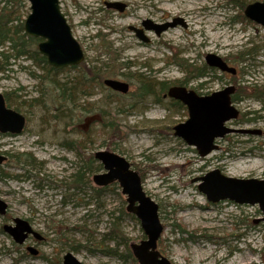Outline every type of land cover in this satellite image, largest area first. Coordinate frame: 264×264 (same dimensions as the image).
I'll list each match as a JSON object with an SVG mask.
<instances>
[{"label": "rangeland", "instance_id": "374dc122", "mask_svg": "<svg viewBox=\"0 0 264 264\" xmlns=\"http://www.w3.org/2000/svg\"><path fill=\"white\" fill-rule=\"evenodd\" d=\"M238 1L146 0L144 4L137 0H61L86 61L82 68L58 75L60 83L81 77L85 66L113 67L118 76L112 79L130 84L131 93L115 95L92 85L87 95L79 91L76 104L67 111L57 108L59 91L41 85L36 76L44 72L30 60H20L13 71L0 74V93L14 94L12 108L21 109L28 120L23 134H0V153L9 155V161L0 166L4 173L0 199L8 205L7 214L0 215V264H63L68 253L84 264H138L126 258L127 249L121 241L108 236L115 214L121 217L117 228L130 244L146 239L140 224L121 213L127 203L119 196V186L110 187L101 197L94 194L93 176L100 171L86 176L81 189L68 188L81 166L80 159L98 151L124 156L145 175V191L167 211L162 213L164 242L158 249L172 264H264V223H255L262 217L258 206L211 204L193 183L215 170L231 178L264 180V102L240 95L241 87L248 95L256 87L264 94V27L245 16L248 5L264 0ZM107 3L128 7L120 12L107 8ZM22 11L26 19L29 5ZM175 18H181L187 28L178 26L158 36L142 26L147 20L160 25ZM131 27L143 29L150 43H143ZM99 34L105 42L96 38ZM226 44L228 48H224ZM209 54L237 70L231 75L208 67L209 74L203 79L210 83V94L239 86L240 97L234 103L246 116L228 126L257 129L263 136H227L219 142V150L200 158L194 148L174 135V127L188 120L187 112L170 110L159 87L154 96L140 97L139 83L133 77L145 74L158 84L169 83V88L183 81L195 90L202 81L186 70L207 65ZM86 108L93 114L104 111L114 116L122 131L111 139L101 126L91 123L87 132L93 139L82 156V151H70L65 143L82 138L84 120L93 115H86ZM24 152L33 155L34 165L14 159ZM98 165L95 161L94 166ZM174 206L179 209L177 215ZM17 218L30 221L46 238L41 243L29 241L28 245L40 251L38 257L30 255L26 245L15 244L3 230ZM178 223L186 234L173 227Z\"/></svg>", "mask_w": 264, "mask_h": 264}, {"label": "water", "instance_id": "95a60500", "mask_svg": "<svg viewBox=\"0 0 264 264\" xmlns=\"http://www.w3.org/2000/svg\"><path fill=\"white\" fill-rule=\"evenodd\" d=\"M31 4V15L25 23V31L34 38L43 39L39 45L40 53L47 57L51 66L56 69L78 66L84 61V51L73 37L72 29L61 11L60 0H27ZM107 8L125 11V6L118 3H107ZM245 16L264 27V2H255L247 6ZM144 28L154 31L158 36L178 26L187 27L181 19H175L163 25L144 21ZM139 38L148 41L139 31ZM206 63L211 68L221 72L236 75V69L230 67L222 58L209 54ZM111 89L128 94L130 85L116 80L105 81ZM235 88L214 93L209 97H198L193 90L185 87H172L168 95L182 102L189 111V119L174 127V135L182 139L188 146L197 149L201 158H206L219 150L217 141L229 135L260 136L262 131L228 127V124L239 118L240 111L233 105L231 96ZM91 118L88 122L94 121ZM26 118L7 107L3 94H0V132L2 134H21L26 127ZM94 159L100 162L105 172L94 175L93 182L97 187L119 184L123 195L127 196V211L141 222L146 239L133 243L131 251L139 264H171L159 251V241L163 233V225L159 218V206L146 195L139 174L132 170L131 164L122 156L101 151L94 154ZM7 160L0 155V165ZM199 191L204 194L211 204L231 202L241 206H258L262 218L256 223H264V180L238 179L223 175L220 170L212 171L203 177L194 179ZM8 205L0 199V214L5 215ZM16 226H5L7 232L16 243L24 244L31 235L43 241L44 237L34 232L30 222L23 219L15 220ZM32 255L38 251L30 247ZM64 264H84L73 254L64 257Z\"/></svg>", "mask_w": 264, "mask_h": 264}, {"label": "trees", "instance_id": "16d2710c", "mask_svg": "<svg viewBox=\"0 0 264 264\" xmlns=\"http://www.w3.org/2000/svg\"><path fill=\"white\" fill-rule=\"evenodd\" d=\"M244 1H247V0H244ZM244 6L246 5L244 4ZM23 8L28 9V4L25 0H7V1L0 0V74L4 75L7 72L13 71V66H17L18 61L22 59H26V60L32 61L36 68L46 73L45 74L46 78L48 75H52V74L58 75L60 72L49 67L46 58L42 57L39 54L37 46L40 41L29 38L25 34L24 32V20H25L24 17L25 16L22 11ZM239 60H243V59L241 58ZM177 63L181 67L185 66L181 62H177ZM84 68L85 69L82 70L81 77L73 79L72 81H69L64 84H61L60 81L55 82V85L53 86V88L59 91V95L57 96L55 101H57L58 99H62L64 100L65 104L74 105L75 99L79 91H82L84 95H87L89 94L87 93V91L90 90V87L92 85L103 88V81L106 78H113L115 76H118L116 75L117 70L114 71L113 67L110 68V70H104L98 67H90L88 69L86 66ZM125 69H129V68H125ZM208 69H209L208 66L205 65L204 67L200 69L192 68L186 71L187 73L194 75V77L196 78H202L209 74ZM135 75L137 76V78H135ZM133 79L137 80V82L139 83V87H138L139 93L138 94L140 97H143V98L155 95V90L158 87L161 88V90L165 91L167 88H169V85H170L169 83L158 84L156 83V81H153L145 77V74L135 73ZM13 95L14 94H5L6 101L10 108H12L11 102L13 100ZM240 95L246 96V97H252L255 100L264 102V94L263 92H261V90L258 87H256L254 89V92L251 93L250 95L247 94L245 87H241ZM39 101L40 99L32 101V102H39ZM24 103L26 104L27 102H24ZM15 110L19 112L21 111V109L19 108ZM93 113H94L93 110L88 111V114H93ZM252 114L256 115V113H252ZM99 115L100 116L102 115L103 119H105L107 118L106 115H108V113L100 112ZM96 125H99V123H96ZM102 130L108 136V138L115 139L120 136L122 127L119 126L116 120L115 121L110 120L108 123L102 124ZM81 134H82V138L71 140L65 143V145L70 151L76 152L78 154L82 151V156H83L87 143L91 142L93 137L91 136L90 132L89 133L82 132ZM90 157L91 158L88 162L89 164L88 167L92 169L91 161L94 160V156H90ZM15 158L22 159L24 162L34 165L32 157L28 154H22L20 156L14 157V159ZM84 168L85 167L82 166V168L78 171V173L73 177V181L69 185L70 189H80L81 185L83 187L85 183V177H86L85 176L86 173L83 170ZM98 170H102L101 165H99ZM2 176H4V173L0 170V177ZM142 176L143 178L145 177V175H142ZM108 190H109L108 188H103V189L93 188V192L96 193L98 196L105 194ZM124 203L125 201L123 200V204ZM173 209L175 210V212L173 213L177 215L178 210H179L178 207L174 206ZM121 213L125 214L126 216L131 218L133 221L137 223L139 222L133 215L127 214L124 207ZM161 213L167 214V211L164 212L161 209ZM118 225H119V222L115 221L114 228H115V231L118 232V235L115 236L114 233L112 232L108 234V236L114 237V240H116L117 242L121 241L123 246H125V248L127 249L126 258L132 260L133 262H136L132 255V251L129 247L130 242L128 239L122 237L120 228H117ZM173 227L182 234L187 233V231L183 228L181 223L173 224ZM163 242L164 240H160V243L163 244ZM120 246H121L120 243L117 244V248H119Z\"/></svg>", "mask_w": 264, "mask_h": 264}, {"label": "bare ground", "instance_id": "6f19581e", "mask_svg": "<svg viewBox=\"0 0 264 264\" xmlns=\"http://www.w3.org/2000/svg\"><path fill=\"white\" fill-rule=\"evenodd\" d=\"M26 2H27V4L29 5V8H30V13L27 15V18L24 20V32H25V34L29 37V38H32V39H34V40H38V41H40L39 42V44H38V46H37V48H38V52H39V54L42 56V57H44V58H46V60H47V63H48V66L49 67H51V68H53V69H55L56 71H58V72H60L58 75H60L61 73H64L65 71H67V70H69V69H77V68H82L84 65H85V61H86V57H85V53H84V61L80 64V65H78V66H73V67H68V68H64V69H56V68H54L53 66H51L50 64H49V62H48V59H47V57H45V56H43L41 53H40V51H39V45L43 42V39H40V38H34V37H31L30 35H28L27 33H26V31H25V23H26V21H27V19H28V17L31 15V4L27 1V0H25ZM138 2H140V3H144V4H146V0H137ZM171 1V0H170ZM60 7H61V0H60ZM61 11H62V9H61ZM62 13H63V11H62ZM64 14V13H63ZM64 16L66 17V15L64 14ZM66 19H67V17H66ZM68 21V20H67ZM68 24H69V22H68ZM70 25V24H69ZM71 27V26H70ZM71 29H72V27H71ZM116 27H115V31H116ZM72 34H73V30H72ZM73 37L75 38V36H74V34H73ZM96 38H98V39H101L102 41H104L105 42V39H104V37L102 36V35H98ZM76 39V38H75ZM77 40V39H76ZM77 42L80 44V42L77 40ZM80 46H81V49H82V45L80 44ZM229 47V45L228 44H226L225 46H224V48H228ZM105 49H108V47H106L105 46ZM22 60H26V59H22ZM19 62V61H18ZM32 62V61H31ZM226 62V61H225ZM227 63V62H226ZM124 66H126V64L124 65ZM127 68H129V66L127 67ZM210 68V70H218V69H216V68H211V67H209ZM218 71H220V70H218ZM221 72V71H220ZM223 73H227V72H223ZM46 73H44L43 75H38V76H36V78L37 79H40L41 80V85L42 86H44L45 87V89H48V86H50V87H53L54 85H55V82H58L59 81V76L57 75V74H52V75H48L47 76V78L45 77L46 75H45ZM230 74V73H229ZM232 75V74H231ZM114 78V77H113ZM74 79H76V78H74ZM107 80H116V79H112V78H106L104 81H103V88H105V89H108V90H110V91H112L115 95H123V96H125V94H123V93H120V92H117V91H115V90H113V89H111L110 87H108V86H106V84H105V81H107ZM116 81H120V80H116ZM120 82H123V81H120ZM123 83H126V82H123ZM128 84V83H127ZM157 89V88H156ZM169 89L170 88H167L165 91H163V90H161V88H160V91L162 92L161 94L163 95V97H166V96H168L167 98H171L169 95H168V92H169ZM1 94V93H0ZM4 95V94H3ZM154 96V95H153ZM4 97H5V95H4ZM173 99V98H172ZM5 100H6V98H5ZM158 101H160V98L158 99ZM6 103H7V101H6ZM55 104H56V106H57V108L58 109H61V108H66L67 109V111H70V108L71 107H73L75 104H76V99H75V104L74 105H72V104H65V102H64V100H62V99H58L56 102H55ZM7 107L9 108V109H11V110H14V111H16L15 109H13V108H10L9 107V105H8V103H7ZM90 109H88V108H86L85 109V114L86 115H89L88 114V111H89ZM16 112H18L19 114H21V115H23L21 112H19V111H16ZM102 112H104V111H101V113ZM63 114H65V113H63ZM25 118H26V116L25 115H23ZM107 116V118H105V119H103V116L101 115H99V114H94V115H91V116H88L85 120H84V124L82 125V127L83 128H85V130L84 129H82V132H84V133H88L87 131V129L89 128V125L92 123V124H96V123H99V125L102 127V124L103 123H108L110 120H113V121H115L116 119H115V117L114 116H110V115H106ZM94 117H97V119H95L94 121H91V122H88V120L89 119H91V118H94ZM115 119V120H114ZM26 120H27V118H26ZM91 124V125H92ZM27 125H28V120H27V123H26V127H27ZM90 125V126H91ZM26 127H25V129H24V131L26 130ZM24 131L21 133V134H23L24 133ZM81 132V133H82ZM0 134H2L1 132H0ZM21 134H19V135H21ZM3 135H11V136H19V135H12V134H3ZM67 143V142H66ZM187 145V144H186ZM188 146V145H187ZM65 147H66V145H65ZM188 147H190V146H188ZM67 148V147H66ZM191 148H194V147H191ZM68 149V148H67ZM195 150H196V153L199 155V153H198V151H197V149L196 148H194ZM69 150V149H68ZM98 152H101V151H98ZM107 152H111V153H115V152H112V151H107ZM97 153V152H96ZM214 153V152H213ZM22 154H28V155H30L31 157H32V159H33V155L31 154V153H26V152H24V153H22ZM22 154H20V155H22ZM115 154H117V153H115ZM0 155H2V156H5L6 158H7V160L4 162V164H6L8 161H9V155H7V154H1L0 153ZM20 155H18V156H20ZM117 155H119V156H122V155H120V154H117ZM211 155V154H210ZM209 155V156H210ZM122 157H124V156H122ZM200 157V156H199ZM208 157V156H207ZM206 157V158H207ZM90 158L91 157H85V158H81L80 159V161L82 162V163H80V167H79V169L76 171V173L71 177V179H72V181H73V177L78 173V171L82 168V166L83 167H85L83 170H84V172L86 173V175L85 176H88V175H91V174H94V173H96V172H100V173H97V174H95V175H99V174H103L104 172H105V170H104V167H103V165L99 162V165H101L102 166V170H98V167H99V165L97 166V167H95L94 165H95V159L94 160H92L91 161V168L93 169H90L89 167H88V162H89V160H90ZM125 158V157H124ZM201 158V157H200ZM126 159V158H125ZM127 160V159H126ZM128 161V160H127ZM97 162V161H96ZM129 162V161H128ZM130 163V162H129ZM3 164V165H4ZM131 164V163H130ZM0 166H2V165H0ZM131 168H132V170H134V171H136L138 174H139V176H140V178H141V181H142V187H143V190H144V192L146 193V195L148 196V197H150L148 194H147V192L145 191V189H144V178L142 177V173L141 172H139L138 170H136L135 168H134V165H132L131 164ZM210 173V172H209ZM208 174V173H207ZM6 176V175H5ZM200 178V177H199ZM197 179V178H196ZM87 180H86V177H85V182H86ZM94 183V182H93ZM198 184V183H197ZM86 184L84 183V185L83 186H85ZM115 184H111V185H108V186H105V187H97V189H103V188H108L109 190H110V187H113ZM116 185H118L119 186V189H121V192L119 193V196H121V198L125 201V203H127V196H125V195H123V193H122V188L120 187V185L119 184H116ZM69 188V187H68ZM82 188V185H81V187H80V189ZM70 189V188H69ZM108 190V191H109ZM94 194H96V193H94ZM97 195V194H96ZM103 195H105V194H103ZM103 195H101V196H103ZM98 196V195H97ZM101 196H99V197H101ZM151 198V197H150ZM152 199V198H151ZM123 200H122V202H123ZM153 200V199H152ZM154 201V200H153ZM155 202V201H154ZM156 204H158L157 202H155ZM233 204H235V203H233ZM235 205H237V206H241V205H238V204H235ZM158 206H159V212H158V214H159V218H160V221H161V223H162V225H163V228H164V230H165V225H164V223H163V218H162V213H161V206L158 204ZM127 207H128V203H127ZM127 207H126V213L127 214H129V215H133V214H130L128 211H127ZM7 212H8V210H7ZM7 214V213H6ZM5 214V215H6ZM1 215V214H0ZM5 215H2V216H5ZM134 216V215H133ZM263 216V215H262ZM135 217V216H134ZM136 218V217H135ZM262 218V217H261ZM17 219H20V218H17ZM137 219V218H136ZM15 220L16 219H14V224L13 225H11V226H16V223H15ZM24 220V219H23ZM121 220V217H115V214H112V221H111V226H112V229H111V233L113 232L114 233V235L115 236H117L118 235V232L117 231H115V228H114V223H115V221L117 222V221H120ZM139 222V224H140V226H141V222H140V220L139 219H137ZM259 220V219H258ZM28 221V220H27ZM28 222H30V221H28ZM256 223V222H255ZM30 224H31V222H30ZM5 226H9V225H5ZM4 226V227H5ZM31 226H32V228H33V230H34V232H36V233H38L35 229H34V227H33V225L31 224ZM4 227H3V230H4ZM141 229H142V227H141ZM164 230H163V233H164ZM5 231V230H4ZM7 233V232H6ZM163 233H162V235H161V238H160V240H163ZM180 233V232H179ZM40 235H42L41 233H39ZM121 234H122V237H124V235H123V233L121 232ZM184 234H186V233H184ZM43 236V235H42ZM30 237H33V239L35 240V241H39V240H37L35 237H34V235H31ZM29 237V238H30ZM44 237V236H43ZM29 238H28V240L24 243V244H22V245H20V244H18V243H16L15 242V240H14V242H15V244H17V245H19V246H24V245H28L29 244ZM133 244V243H132ZM132 244H130V249H131V245ZM30 247H33V248H35L37 251H38V255H32L30 252H29V248ZM26 249H27V251L29 252V254L30 255H32V256H34V257H38L39 255H40V251L38 250V248L35 246V245H28L27 247H26ZM161 253V252H160ZM72 254V253H71ZM115 255L117 254V252L116 253H114ZM162 254V253H161ZM132 255H133V253H132ZM163 255V254H162ZM164 256V255H163ZM75 257V256H74ZM122 258H124V256H121ZM133 257H134V255H133ZM165 257V256H164ZM76 258V257H75ZM166 258V257H165ZM77 259V258H76ZM134 259H135V261L138 263V261H137V259L134 257ZM78 260V259H77ZM169 260V259H168ZM63 264H64V261H63ZM139 264V263H138ZM172 264V263H171Z\"/></svg>", "mask_w": 264, "mask_h": 264}, {"label": "flooded vegetation", "instance_id": "af4514ba", "mask_svg": "<svg viewBox=\"0 0 264 264\" xmlns=\"http://www.w3.org/2000/svg\"><path fill=\"white\" fill-rule=\"evenodd\" d=\"M119 4V3H118ZM121 5H123V4H121ZM124 6H125V10L127 9V5L126 4H124ZM113 10H116V9H113ZM175 19H178V18H175ZM175 19H173V20H171V21H166L165 23H163V24H166V23H168V22H173ZM150 21V20H149ZM143 24H144V22L142 23V26H143ZM163 24H160V25H163ZM143 28H144V26H143ZM145 29V28H144ZM130 30H132V31H134L136 34H137V36L139 35V31H141V30H143V29H138V28H134V27H131L130 28ZM146 30V29H145ZM148 31V30H147ZM142 35L146 38V40H148L147 42L146 41H142L140 38H139V36H138V38L143 42V43H145V44H149L150 43V39L148 38V37H146L145 35H144V30H143V33H142ZM157 35V34H156ZM228 64V63H227ZM229 65V64H228ZM210 70V69H209ZM227 74H229V73H227ZM205 77L206 76H204V77H202V78H198V79H196V80H198V81H202V82H200V84H198L197 85V87L195 88V90L194 89H191V88H188L189 86L187 85V83H183V81H181V82H179V83H177V84H175V85H173L172 87H185V88H187L188 90H193L195 93H196V96H198V97H202V98H204V97H209V96H211L213 93H209V86H210V83H206V82H203V79H205ZM130 85V84H129ZM171 87V88H172ZM230 87H233V88H235V90H234V94L232 95V98H234L235 100L239 97V86L238 87H236L235 85H230ZM226 88V87H225ZM224 88V89H225ZM217 92H219V91H217ZM131 93V87H130V92L128 93V94H126V95H129ZM125 95V96H126ZM168 96H166V97H163L164 99H165V101H167L168 102V104H169V106H168V108L171 110L172 108H179V109H183L184 111H186L187 112V114H188V117H189V111H188V108L182 103V102H180V101H178V100H175V99H172V98H167ZM245 114H243V115H241V112H240V117H242L241 119L243 120L244 118H245ZM239 117V118H240ZM241 120V121H242ZM262 136H263V133H262ZM31 239H33V237H30L29 238V240H31ZM46 241V238L44 237V240L43 241H37V242H39V243H41V242H45ZM28 246V245H27ZM37 246H39V245H37Z\"/></svg>", "mask_w": 264, "mask_h": 264}]
</instances>
